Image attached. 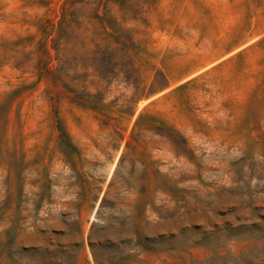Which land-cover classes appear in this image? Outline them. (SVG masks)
I'll list each match as a JSON object with an SVG mask.
<instances>
[{
  "label": "rangeland",
  "instance_id": "rangeland-1",
  "mask_svg": "<svg viewBox=\"0 0 264 264\" xmlns=\"http://www.w3.org/2000/svg\"><path fill=\"white\" fill-rule=\"evenodd\" d=\"M85 1L0 0V264H264V0Z\"/></svg>",
  "mask_w": 264,
  "mask_h": 264
},
{
  "label": "trees",
  "instance_id": "trees-1",
  "mask_svg": "<svg viewBox=\"0 0 264 264\" xmlns=\"http://www.w3.org/2000/svg\"><path fill=\"white\" fill-rule=\"evenodd\" d=\"M113 2L119 5V7H124L128 4V0H92L95 4V29L101 33L103 37L106 39L104 44V50L109 51L111 54L116 51V47L113 46V43H118V37L122 36V31L119 28L115 27L114 22L105 21L106 14L109 12L107 4L109 2ZM61 10L59 14V19L54 24L47 19V23L49 26L41 28V32L44 36L42 42L46 41L47 39L51 41L52 48L56 49L59 45L60 41H66L70 37V27L72 25L79 26L81 23L72 20L69 16L72 14L73 9L82 8L84 4H86L85 0H62L61 3ZM79 6H78V5ZM110 39H113L112 41ZM116 39V40H115ZM123 48L126 50L128 49V44L122 43ZM100 47L99 44L96 45Z\"/></svg>",
  "mask_w": 264,
  "mask_h": 264
}]
</instances>
